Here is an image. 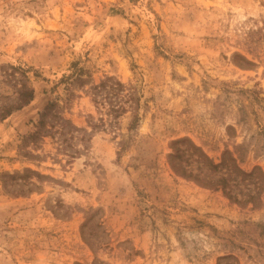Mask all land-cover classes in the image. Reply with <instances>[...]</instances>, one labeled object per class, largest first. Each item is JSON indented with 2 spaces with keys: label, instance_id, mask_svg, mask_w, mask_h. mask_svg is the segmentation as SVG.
Returning <instances> with one entry per match:
<instances>
[{
  "label": "rangeland",
  "instance_id": "374dc122",
  "mask_svg": "<svg viewBox=\"0 0 264 264\" xmlns=\"http://www.w3.org/2000/svg\"><path fill=\"white\" fill-rule=\"evenodd\" d=\"M49 102L67 145L26 140ZM1 114L0 264H264V0H0Z\"/></svg>",
  "mask_w": 264,
  "mask_h": 264
},
{
  "label": "trees",
  "instance_id": "16d2710c",
  "mask_svg": "<svg viewBox=\"0 0 264 264\" xmlns=\"http://www.w3.org/2000/svg\"><path fill=\"white\" fill-rule=\"evenodd\" d=\"M77 82L81 83L82 80L77 78ZM126 88L119 81L114 78H106L101 81L98 85H95L91 88L93 103L98 109L106 108L107 115L112 117L113 125L116 124L115 120L119 115L125 112L124 104H128V107H131L130 104L133 100L132 93H123ZM20 104L17 106V110L21 107L26 106L33 99V90L24 85V90L22 91ZM135 102V101H134ZM59 106L56 102H49L43 111L39 114V120L35 126V130L30 134L26 140L29 142H35L39 139H43L46 136L57 135L58 140L62 144H66L71 141L73 133H78L79 131L75 129L68 120H64L59 114ZM6 115V114H5ZM5 115H0V119H4ZM135 120V117H133ZM111 123V122H110ZM177 150L173 155L168 157L171 168L174 172L182 177L191 178L193 177L196 182L203 184L205 186H216L221 187L222 190L227 189L228 183L227 180L230 179L231 173L234 171L235 174H241L243 176H250L249 174H243L239 168L231 166L230 168L226 164H221V168H225L227 172L226 177H220L215 180L216 172L218 166L213 165L210 160L207 159L202 153L196 156L194 160L195 163H199L200 167L198 171L200 172L201 178L198 175L192 176L190 172H187L186 169L181 165L182 157L178 156ZM183 163L187 164V160ZM233 169V170H232ZM232 171V172H231ZM233 172V173H234ZM228 194L230 191H227Z\"/></svg>",
  "mask_w": 264,
  "mask_h": 264
}]
</instances>
